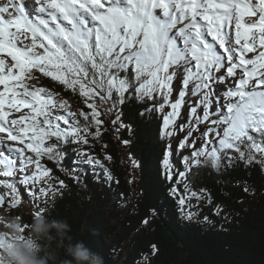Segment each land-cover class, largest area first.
<instances>
[{
    "label": "snow or ice",
    "instance_id": "obj_1",
    "mask_svg": "<svg viewBox=\"0 0 264 264\" xmlns=\"http://www.w3.org/2000/svg\"><path fill=\"white\" fill-rule=\"evenodd\" d=\"M34 4L35 8L26 0L0 3V187L9 189L11 198L6 203L0 192V207L16 209L29 203L22 199L25 193L35 201L60 194L62 180L58 188L39 187L37 194L35 185L52 178L42 160L63 161L61 144L86 145L88 135L99 137L100 117L105 114L101 107L108 105L110 114L128 99L161 100L156 110L170 109L163 115L162 137L185 133L178 149L194 150L181 157L178 182L205 163L226 167L221 162L233 161L231 152L264 168V0ZM36 73L78 94L90 111H71L67 99L58 100V93L38 86ZM185 106L188 118L177 125ZM112 122H120V114ZM200 125L205 126L202 132ZM53 140L57 143H50ZM173 155L170 144L163 160L169 181ZM86 163L100 165L92 156ZM184 188L188 196L179 199L181 210L187 199H201L188 183ZM171 191L178 195L175 187ZM33 210L36 216L47 211L35 203ZM192 215L188 212L186 218ZM29 226L20 224L21 239H27ZM157 251L153 245L151 255Z\"/></svg>",
    "mask_w": 264,
    "mask_h": 264
},
{
    "label": "trees",
    "instance_id": "obj_2",
    "mask_svg": "<svg viewBox=\"0 0 264 264\" xmlns=\"http://www.w3.org/2000/svg\"><path fill=\"white\" fill-rule=\"evenodd\" d=\"M71 93H68L72 96L71 107L88 112L90 109L84 100ZM157 101V105L162 103ZM139 108L143 110L140 116ZM146 108L125 104L124 119L132 123V134L128 127L121 128L106 115L100 117L101 135L95 138L90 135V140L100 146L103 142L107 144L105 151L112 156L116 179L103 186L84 183L85 189L73 183L75 179L66 180L65 190H60L62 193L52 199V209L44 216L66 221L71 226L68 235L73 242H84L93 253L103 256L104 264H264L261 165H254L256 168L249 165L252 168L248 169L244 167L247 163L239 159L238 162L222 161L226 167L202 164L192 169L185 181L201 197L202 209L198 200L192 198L201 212L195 220L188 221L178 203L188 193L180 191V186L178 195L172 194L173 183L166 178L163 166L169 145L173 151L176 146L173 138L169 141L162 137L163 115L168 108L164 113L156 107L151 112ZM185 122L186 119L180 120L182 124ZM95 131V127L90 129L91 133ZM126 140L131 150L127 149ZM230 156L237 158L238 153L231 152ZM180 170H183L181 162L172 169L175 179ZM132 172L137 176L129 184L127 177ZM123 197L126 206L136 209L123 210L124 206L118 204ZM201 213L200 223L204 222L205 215L223 220L226 229L201 227L196 221ZM24 217L27 219L28 215ZM145 220L147 224L143 223ZM153 245L158 250L154 256L151 255ZM59 255L61 259L66 258L62 249Z\"/></svg>",
    "mask_w": 264,
    "mask_h": 264
},
{
    "label": "clouds",
    "instance_id": "obj_3",
    "mask_svg": "<svg viewBox=\"0 0 264 264\" xmlns=\"http://www.w3.org/2000/svg\"><path fill=\"white\" fill-rule=\"evenodd\" d=\"M6 227L0 231L2 264H104L103 256L93 253L84 242H73L68 235L71 226L64 220L34 215L27 239H21L23 233L17 220L9 221ZM60 249L66 258H60Z\"/></svg>",
    "mask_w": 264,
    "mask_h": 264
},
{
    "label": "rangeland",
    "instance_id": "obj_4",
    "mask_svg": "<svg viewBox=\"0 0 264 264\" xmlns=\"http://www.w3.org/2000/svg\"><path fill=\"white\" fill-rule=\"evenodd\" d=\"M173 178H174V176H173ZM46 180H47V182H49V179L48 178H46ZM58 181V180H57ZM172 183L176 186H178V181L175 179H172ZM182 185V184H181ZM180 196V195H179ZM199 203V202H198ZM201 204V203H200ZM199 205V204H198ZM191 207H193V208H196L197 206H196V201H194L193 202V204H192V206ZM189 208L190 207H187V211H185V213H184V215H186L190 210H189ZM5 230H7V229H0V231H5ZM29 233V230H28V232H27V234Z\"/></svg>",
    "mask_w": 264,
    "mask_h": 264
}]
</instances>
